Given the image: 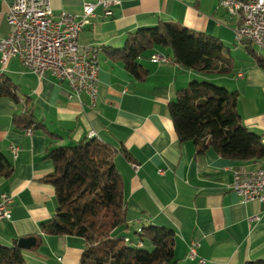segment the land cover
Returning <instances> with one entry per match:
<instances>
[{"label": "crops", "instance_id": "crops-1", "mask_svg": "<svg viewBox=\"0 0 264 264\" xmlns=\"http://www.w3.org/2000/svg\"><path fill=\"white\" fill-rule=\"evenodd\" d=\"M97 1L50 0L56 14L77 18L87 3ZM13 2L0 0V39L9 32L7 13ZM109 10L106 14L97 5L81 36L83 43L99 48L95 104L86 93L76 95L67 81L49 72L40 77L26 70L18 58L4 64L0 52V79L10 78L18 86L20 100L0 99V151L13 168L9 177H0V197L3 193L14 196L11 217L0 219V243L12 246L25 241L26 264H80L84 238L42 230V223L57 209L55 188L44 177L54 169L47 157L52 140L55 145H76L95 131L97 139L117 149L116 163L127 200L126 230L149 225L174 229L176 264H244L264 259V203L244 201L230 189L234 167L259 168L264 159L236 161L212 147L199 154L194 141L179 140L170 117L168 104L177 91L203 76L173 60L153 61L158 54L171 58L169 49L155 48L139 59L148 70V76L140 80L113 54L132 33L161 21L218 37L231 46L236 41V17L221 0H111ZM242 44L251 43L238 45ZM259 58L264 56L233 63L234 77L213 74L209 79L228 82L239 92L242 123L262 134L264 67ZM28 107L41 124L32 133L16 128L13 121ZM193 243L194 260L189 258Z\"/></svg>", "mask_w": 264, "mask_h": 264}, {"label": "trees", "instance_id": "trees-1", "mask_svg": "<svg viewBox=\"0 0 264 264\" xmlns=\"http://www.w3.org/2000/svg\"><path fill=\"white\" fill-rule=\"evenodd\" d=\"M155 48L169 49L171 60L203 76L180 88L168 104L179 140L194 141L199 154L212 147L223 157L236 161L264 159L261 134L242 123L237 109L239 92L209 79L213 74L233 71L230 49L218 37L161 21L132 33L124 47L113 54L134 77L144 80L148 70L139 59ZM259 62L264 67V58H259ZM3 98L20 101L18 86L10 78L0 79V99ZM13 121L21 130H34L41 125L36 123L32 107L16 114ZM49 137L55 135L49 133ZM55 142H50L47 152L54 169L44 180L55 188L57 209L51 219L42 223V230L50 235L84 238L86 246L80 264H176V233L170 227H139L136 237L113 234L118 226L129 228L117 149L97 138L76 145ZM12 172L10 162L0 151V177H9ZM20 241L12 246L0 243V264H26L25 247ZM244 264H264V259Z\"/></svg>", "mask_w": 264, "mask_h": 264}, {"label": "built area", "instance_id": "built-area-1", "mask_svg": "<svg viewBox=\"0 0 264 264\" xmlns=\"http://www.w3.org/2000/svg\"><path fill=\"white\" fill-rule=\"evenodd\" d=\"M110 4L111 0L89 2L77 18L68 13L56 14L50 0H14L7 13L9 32L0 39L3 63L12 57L18 58L26 70L40 77L49 72L67 81L76 95L86 93L95 104L100 83L99 51L91 50L88 43L81 41V36L85 25L94 17L96 6L102 5L106 14H110ZM221 5L237 19V44L249 42L264 49V0H221ZM152 60L169 62L171 58L158 54ZM27 132L32 133V128ZM89 137L96 138L97 132H91ZM13 150L16 152L17 148ZM230 189L244 201L264 203V170L233 169ZM13 202V195H1L0 219L11 217L9 207ZM196 257V244L193 243L189 258Z\"/></svg>", "mask_w": 264, "mask_h": 264}, {"label": "rangeland", "instance_id": "rangeland-1", "mask_svg": "<svg viewBox=\"0 0 264 264\" xmlns=\"http://www.w3.org/2000/svg\"><path fill=\"white\" fill-rule=\"evenodd\" d=\"M227 47L230 49L231 55L233 57V63L235 65L236 64L239 65L240 63H243L245 60L246 61L253 60L258 55L264 56V49H261L258 46H253L251 44H250V46L248 44L238 45L237 41H234L231 46H227ZM233 74L234 73L231 72L229 74H225V75H221V76H222V78H225V77H228V76L234 77ZM213 82L215 84H217L218 86L226 87V88H228L231 91L234 90L232 87L229 86L228 82H224V81H219V82L218 81H213ZM123 232H126L128 234L132 233L133 236H135V237L138 236V234H135V231H133L132 228L130 230H126L125 226H123V225L122 226H118L115 229L113 234L115 236H117L120 233L122 234ZM150 250H152V248Z\"/></svg>", "mask_w": 264, "mask_h": 264}, {"label": "bare ground", "instance_id": "bare-ground-1", "mask_svg": "<svg viewBox=\"0 0 264 264\" xmlns=\"http://www.w3.org/2000/svg\"><path fill=\"white\" fill-rule=\"evenodd\" d=\"M89 47H91V50L99 51V48L95 45L89 44ZM261 142L264 146V133L263 132L261 134ZM233 169H244V170H247L249 172H259L261 170H264V165L259 167V168H249L245 165H239V166L234 167Z\"/></svg>", "mask_w": 264, "mask_h": 264}, {"label": "water", "instance_id": "water-1", "mask_svg": "<svg viewBox=\"0 0 264 264\" xmlns=\"http://www.w3.org/2000/svg\"><path fill=\"white\" fill-rule=\"evenodd\" d=\"M19 243H20V245H22V246H25V244H26V242L23 241V240H21Z\"/></svg>", "mask_w": 264, "mask_h": 264}]
</instances>
